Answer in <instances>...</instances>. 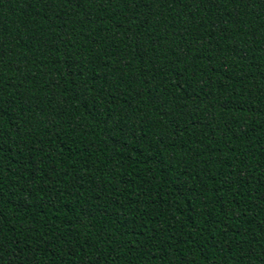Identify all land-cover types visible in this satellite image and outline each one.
Segmentation results:
<instances>
[{"label": "trees", "instance_id": "1", "mask_svg": "<svg viewBox=\"0 0 264 264\" xmlns=\"http://www.w3.org/2000/svg\"><path fill=\"white\" fill-rule=\"evenodd\" d=\"M0 264H264V0H0Z\"/></svg>", "mask_w": 264, "mask_h": 264}]
</instances>
